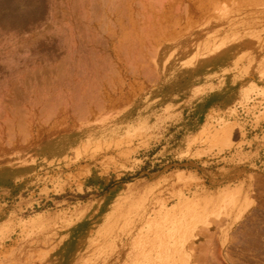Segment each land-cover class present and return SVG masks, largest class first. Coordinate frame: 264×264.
Returning <instances> with one entry per match:
<instances>
[{"label":"rangeland","instance_id":"1","mask_svg":"<svg viewBox=\"0 0 264 264\" xmlns=\"http://www.w3.org/2000/svg\"><path fill=\"white\" fill-rule=\"evenodd\" d=\"M0 264H264V0H0Z\"/></svg>","mask_w":264,"mask_h":264},{"label":"crops","instance_id":"2","mask_svg":"<svg viewBox=\"0 0 264 264\" xmlns=\"http://www.w3.org/2000/svg\"><path fill=\"white\" fill-rule=\"evenodd\" d=\"M179 51H177V55L179 56V55H181V54H179V53H181V51L182 50H180V49H178ZM178 58H181V57H178ZM74 137H70V139L68 138V137H65V139H67V141H69V143L71 142H74L75 141V139H73ZM54 142V141H53ZM55 144H50L49 145V149L50 150H53V149H56L57 147H59V142H60V140H55ZM76 146V148H78V145H75Z\"/></svg>","mask_w":264,"mask_h":264},{"label":"bare ground","instance_id":"3","mask_svg":"<svg viewBox=\"0 0 264 264\" xmlns=\"http://www.w3.org/2000/svg\"><path fill=\"white\" fill-rule=\"evenodd\" d=\"M19 71H20V70H19ZM59 95H60V94H59ZM81 97H82V96H81ZM41 98H42V97H41ZM68 98H69V97H68ZM70 98H71V97H70ZM70 98H69L68 100H70ZM74 98H75V97H74ZM88 99H89V98H88ZM95 99H96V98H95ZM40 100H41V99H40ZM66 100H67V99H66ZM89 100H90V99H89ZM59 101H60V100H59ZM79 101H80V100H79ZM79 101H78V103H79ZM70 102H71V101H70ZM36 103H37V102H36ZM46 103H47V102H46ZM66 103L69 104V101L66 102ZM75 103H76V102H75ZM81 103H83V102H81ZM89 103H90V102H89ZM73 104H74V103H73ZM57 105H58V104H57ZM59 105H60V104H59ZM69 105H70V104H69ZM76 105H79V104H76ZM89 105H90V104H89ZM89 105H88V106H89ZM44 106H45V105H44ZM44 106H43V107H44ZM49 106H51V105L49 104L48 107H49ZM80 106H81V105H80ZM46 107H47V106H46ZM76 107H78V106H76ZM64 108H65V107H64ZM70 108H72V107H70ZM73 108H74V106H73ZM57 148H58V147H57Z\"/></svg>","mask_w":264,"mask_h":264}]
</instances>
